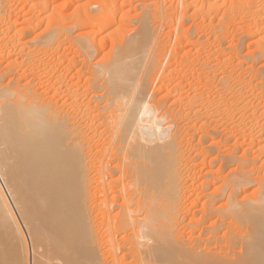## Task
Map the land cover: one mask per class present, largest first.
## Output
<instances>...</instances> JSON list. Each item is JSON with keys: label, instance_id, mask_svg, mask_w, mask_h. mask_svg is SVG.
I'll return each instance as SVG.
<instances>
[{"label": "bare ground", "instance_id": "1", "mask_svg": "<svg viewBox=\"0 0 264 264\" xmlns=\"http://www.w3.org/2000/svg\"><path fill=\"white\" fill-rule=\"evenodd\" d=\"M171 2L184 5L186 13L191 6ZM203 2L202 10L215 6ZM147 3L140 5L133 31L126 30L128 14L118 0L87 2L81 13L68 15V24L43 36V47L60 52L66 44L72 52L61 49L50 63L46 89L23 83L36 75L23 69L0 84V181L31 245L28 257L24 230L0 182V264H264L263 109L257 116L255 97L244 95L237 100L242 110L232 105L236 95L231 104L219 96L213 101L215 85L204 97L183 94L186 75L170 68L161 74V42L150 20L172 23L178 6L168 12L162 0L152 8ZM117 17L118 27L99 40L98 32L113 28ZM202 20L212 29L206 16ZM122 29L108 60L94 63L101 42ZM256 43L263 60L264 37ZM201 61L204 71L211 69ZM204 71L192 73L211 81L212 72ZM226 74L217 77L223 90ZM155 80L157 93H165L160 99L150 91ZM254 88L264 97V77Z\"/></svg>", "mask_w": 264, "mask_h": 264}, {"label": "rangeland", "instance_id": "2", "mask_svg": "<svg viewBox=\"0 0 264 264\" xmlns=\"http://www.w3.org/2000/svg\"><path fill=\"white\" fill-rule=\"evenodd\" d=\"M89 1H91V0H83V1L80 0V2H79V0H74V1H72V3H69L68 0H0V81H1L0 84L2 86L8 85L12 80H14V78L17 77V75L15 77V74H17V73L18 74H22L23 72H24L23 74L34 73V74H36V75H34L35 76L34 78L32 77L30 79V77H27V78H29V80H27V78H26V79H24L25 81L23 83L29 82L31 85H33V86L35 85V87H37V89H39L40 92H42L41 90L46 89L47 82L45 80H47V79L46 78L44 79V74H49L47 72H50V66H51L50 63H52V61H54V58L60 56L63 52L66 53L68 51L69 53L67 52V55L72 57V55H71L72 52H71V50H69V48L67 49L68 45L66 46V44L64 45V48H62L63 46L61 47V49H63V52L60 49V47H59V50H60V52H59L58 47L57 48L54 47L52 49L50 48V50H49V47H47V46L43 47L42 44H44L43 42L47 40V39H45L46 36H48L52 31L57 30V28L59 26H62L63 24L65 25V23L68 24L69 20H67V19L69 17L68 15H70V13L74 12L75 10L76 11L78 10L77 12H80V11L82 12L85 9V7H87V2H89ZM164 1L165 2H163V0H162V6L164 9L167 8L168 12H169V10H171V12H173V10H176L177 8L178 9L173 12V13H175V16L177 19L174 17H173L174 18L173 20L170 19L172 21V23H170V21L167 22V20H166L163 23L164 25L163 24L161 25V24H159L158 21H156L157 20L156 18H152L150 20V22L151 21L153 22V24L151 22V26L155 27L157 29V32L160 35L159 36L157 34L158 39L161 42V43L159 42L160 44L157 46V48H159L161 51L159 49H156L157 50L156 53L160 54L159 59H160V64L162 65L161 74H163V72L166 71V68H168V70L170 68V69H176V71H177L176 73H179L180 75L181 74L183 76L186 75L187 80L185 77L186 81L184 84L186 87H184L185 89L183 88L182 93L184 94V92H186V93L188 92L187 94L186 93L185 94L189 95V96H191V93H193V91L196 93V94L193 93V95L194 94L195 95H199V94L201 95L202 94V96L203 95L205 96V94H207V92L209 90H212V88L215 85V87H214L215 90L213 88V90L211 92L209 91L210 92L209 95H212L211 98H213V101H214V97L216 98L217 96H219L221 99L223 98V100L224 99L228 100V98H229L228 101L230 102L234 98V96L236 95L235 96V98H237L235 100L236 102L232 105L236 106V104H237L236 108L240 107L238 109H241V110H242L241 107H243L242 106L243 104L240 101H237L239 99L238 98L239 96L244 95L245 97L247 96V98H250V99L251 98L254 99V97H255V99H254V102H256L255 104L256 105L258 104V108H259V106L261 108V109H258L260 114L257 111L256 115L258 114L257 116H260L262 113V109L264 112V97H262V94H260L261 90L260 89L256 90L254 88V86L260 82V79L262 77H264V59L262 60V56H260V54L258 53L259 46L256 43V41H258L259 38L264 37V0H244V1L243 0L242 1L241 0H222L223 2L221 0H218V1L217 0H188V2H187V0H184L185 3H187L188 5L190 4L194 8V9H192V7L190 6V9L188 10L189 12L187 11V13L185 11L184 5L179 6L178 3L175 2L176 3L175 4V3L171 2L172 0H168V1L164 0ZM203 1H205V2L207 1V3L210 1V3H214L215 6L209 10H208V8L206 9L204 7L202 10L201 5L204 3ZM147 2H150L149 4H151V8H152V3H154V0H150V1L149 0H144V1L142 0V2H141V0H123V1L118 0L119 7L121 4H122L121 8L123 7L122 8L123 10L121 8L120 9L123 12L127 11L126 13L128 14L127 17H125L123 20L124 22H127V24L130 25V26H128V28L126 27V30L127 29H129V30L133 29V31H134L136 29L135 19L138 17L140 12L142 11V8H145V5L146 6L148 5ZM190 2H192V3H190ZM141 4H143L144 7L142 6V8H141V6H140ZM165 5H166V7H165ZM175 7H177V8H175ZM234 7H235V9H234ZM191 9H192V11H191ZM195 9H197V10L200 9V10H198L199 11L198 15L196 14V12H195L196 15L194 14L193 11H195ZM234 10H236V11H234ZM257 10H259L258 15H252V13L254 14V12H252V11H257ZM206 11H207V13H206ZM210 12H211V14H210ZM189 13H191V14H189ZM186 14H188V15H186ZM203 15L206 16L207 21H209V20L211 21L210 25L212 26V29L208 28V26L203 27V25L201 24V22L203 21L202 20ZM117 18H116L117 21H115L116 23L114 25L115 28L113 27L109 30H106V31L104 30V31H102L103 33H101V31L98 32L97 37H99V40L102 39L103 36H106V34H108L110 31H113L118 27L119 18L118 19ZM61 19H62V21H61ZM154 19H155V21H153ZM186 19H187V22L185 21ZM58 20H59V22H58ZM207 21H205V22H207ZM29 24H32L34 27H28ZM52 24H54L55 27L53 28V30H50V27L52 26ZM166 24L169 27L166 26ZM169 24H171V25H169ZM116 25H117V27H116ZM192 27H194V28H192ZM218 27H219V29H218ZM221 27H223V28L221 29ZM214 28H216V31L214 30ZM51 29H52V27H51ZM126 30H124V29L117 30L114 34L110 35V38H112L113 40L110 38L106 39L110 43L107 42L106 40L101 42V43H104V44H101V46H100V49L102 50V52L98 56L93 57L94 59L92 61L94 63L95 62L96 63L106 62L108 60V58L110 57V55H112V52H113L112 46L116 43L117 40H119L121 38L122 35L124 36V34H125L124 31H126ZM77 32H79V31L75 30L71 35L74 37L77 34ZM45 33H48V34H45ZM116 34H117V36H116ZM161 35H162V37H161ZM43 36L45 38H43ZM100 36H102V37L100 38ZM116 37H119V38L117 39ZM186 37H187V40H186ZM220 37H221V39H220ZM189 39L192 41V44L194 46L189 45V44H191L190 43L191 41L186 43L187 41H189ZM32 41L33 42L35 41V42L33 43ZM96 41H98V39ZM167 41H168V43H167ZM222 41H224V42H222ZM111 42H113V43H111ZM195 42H196V44H195ZM201 43H205V44H203V46L199 47V45H202ZM36 44L39 46H37ZM40 44L42 47L40 46ZM110 44H111V46H110ZM18 45H19V48H18ZM233 46H235L234 49H233ZM236 46H238V47L236 48ZM2 49L5 52H3ZM232 49H233V51H232ZM235 49H236V51H235ZM30 50H32V51H30ZM52 50H53V54H52ZM196 51H197V53H196ZM213 51H215V52H213ZM30 52L31 53L33 52V53L30 54ZM56 52L58 55L56 54ZM222 52H224V54H222ZM7 54H9V55H7ZM21 54L22 55L24 54L23 57ZM174 54L177 57L173 56ZM220 54H222V55H220ZM25 55L27 57L32 55L31 56L32 58L31 57L26 58ZM184 55H186V59L184 58ZM207 56L208 57L211 56L212 58L211 57L208 58ZM225 58H227V59H225ZM25 59H28V60L30 59L29 61L27 60L26 62H24V65H26V66H24L22 64V61H24ZM199 59L204 61V62L201 61V64L207 63V65L211 69L204 71V69H205L204 65L200 66V60ZM210 59H211V61H210ZM195 60L197 61L198 66H197V64L194 65V63H196ZM186 61H189V62H186ZM207 61L210 62V64H208ZM190 62H191V64H192V62H194V63L191 65ZM15 63H17L18 65L17 64L15 65ZM32 63L34 66L32 65ZM211 64H213L214 66L213 65L210 66ZM226 64H227V66H226ZM31 65H32V67H31ZM63 65H62V67L67 66L66 63H64ZM193 65H194L195 69H194ZM207 65L205 67H208ZM216 65H217V67L215 68ZM190 67L195 70V71L192 70V72H194V73H196L197 71L203 70L205 72V74L207 75L208 74L207 72H212L213 76H212V73H211V75H209L210 73L208 74V78H210L211 81L204 76L203 72H202L203 75L201 72H199L201 75L199 73H198V75L192 73L190 70L191 69ZM213 67H214V70H216V71H214L212 69ZM11 68H12V70H11ZM22 69H23V72H22ZM25 69L26 70L29 69V70L26 72ZM196 69H197V71H196ZM189 70H190V73H189ZM41 71H42V73H41ZM73 72H74V70H71L69 72V74L72 75ZM221 72L222 73H228V74H226V76L227 77L229 76L227 78L228 80L226 79V82L227 81L228 82H227L224 90L222 88V85L221 86L219 85V82H218L219 80L217 78V77L221 76ZM3 74L6 76H4ZM39 76H42V78ZM30 80H31V82H30ZM37 80H38V82H37ZM206 81H207V83H206ZM40 82H43L42 85H39ZM157 84H159L158 80L157 81L155 80L154 83L150 86V91L154 93V91L156 90L155 91L156 97H158L157 99H160L161 96L163 97L165 95V93L163 90H162L163 93H161V91L159 93H157L159 91ZM194 84H195V87H194ZM188 85H190L192 87L189 88V87H187ZM204 85L206 87V91H205ZM208 85L211 88V89L208 88L209 90H207ZM235 85H236V87H235ZM38 86H40V87H38ZM230 87H231V89H230ZM216 89L218 91L217 92L218 94L215 92ZM225 89L227 90V92ZM228 91H230V92L228 93ZM213 93H216V94L214 95ZM246 93H247V95H246ZM232 95H234L233 98H232ZM211 98H210V100H211L210 102H212ZM230 98H232V99H230ZM234 99L231 101L232 103L234 102ZM256 99H258V101ZM169 100H170V98L167 99L168 102L166 101L167 106H168V104L170 105L172 102V100H170V101ZM228 101H227V104H228ZM262 101H263V103H262ZM224 102H226V101L224 100ZM231 102L229 104H231ZM238 103H240V104H238ZM238 105H240V106H238ZM194 141L196 142V139ZM194 141H193V143L196 144ZM0 182H1V185L3 187V190L5 191V193L7 195V198L9 199V202L13 208V212L15 213L17 220H19L18 222L20 223L21 229H22V231L24 230L23 234H25L24 238H25L26 248L28 250L27 253L29 254L28 257H31L30 256L31 255V250H30L31 245H29L30 244L29 235L27 234V231L24 229L23 224H21V220L19 218V215H18L17 211L15 210L14 206L12 205L13 203H12L11 199L8 196V191L5 189L6 187H4L5 185L3 184L2 180ZM193 218L192 219L196 222L199 220L198 216H195ZM187 221L188 220H186L185 223ZM0 231H1L0 232V238L2 240L3 229L1 226H0ZM27 239H29V241ZM28 259L30 260V258H28ZM29 260H28V263H29Z\"/></svg>", "mask_w": 264, "mask_h": 264}]
</instances>
